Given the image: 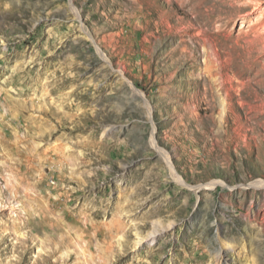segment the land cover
<instances>
[{
  "label": "rangeland",
  "instance_id": "374dc122",
  "mask_svg": "<svg viewBox=\"0 0 264 264\" xmlns=\"http://www.w3.org/2000/svg\"><path fill=\"white\" fill-rule=\"evenodd\" d=\"M0 264H264V0H0Z\"/></svg>",
  "mask_w": 264,
  "mask_h": 264
},
{
  "label": "bare ground",
  "instance_id": "6f19581e",
  "mask_svg": "<svg viewBox=\"0 0 264 264\" xmlns=\"http://www.w3.org/2000/svg\"><path fill=\"white\" fill-rule=\"evenodd\" d=\"M262 51H263V50H262ZM261 80H262V79H261ZM256 83L259 84V81L256 80ZM256 83H255V84H256ZM165 157H168V155L165 154ZM160 226L162 227L161 224H160ZM122 229H123V228H122ZM117 232H118V230H117ZM155 234H156V232L152 233V235H150V236L148 237L150 243H153V242L155 241V239H156ZM142 242H143V239H140V237H139L138 240H136L135 244H136V245H140Z\"/></svg>",
  "mask_w": 264,
  "mask_h": 264
}]
</instances>
